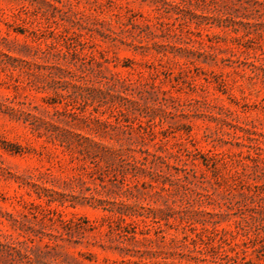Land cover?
Masks as SVG:
<instances>
[{
	"label": "rangeland",
	"instance_id": "1",
	"mask_svg": "<svg viewBox=\"0 0 264 264\" xmlns=\"http://www.w3.org/2000/svg\"><path fill=\"white\" fill-rule=\"evenodd\" d=\"M0 264H264V0H0Z\"/></svg>",
	"mask_w": 264,
	"mask_h": 264
}]
</instances>
